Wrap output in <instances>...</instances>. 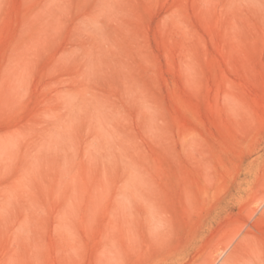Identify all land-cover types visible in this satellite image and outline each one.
I'll use <instances>...</instances> for the list:
<instances>
[{
  "label": "rangeland",
  "instance_id": "374dc122",
  "mask_svg": "<svg viewBox=\"0 0 264 264\" xmlns=\"http://www.w3.org/2000/svg\"><path fill=\"white\" fill-rule=\"evenodd\" d=\"M0 264H264V0H0Z\"/></svg>",
  "mask_w": 264,
  "mask_h": 264
}]
</instances>
